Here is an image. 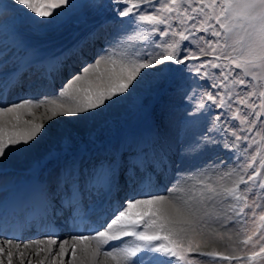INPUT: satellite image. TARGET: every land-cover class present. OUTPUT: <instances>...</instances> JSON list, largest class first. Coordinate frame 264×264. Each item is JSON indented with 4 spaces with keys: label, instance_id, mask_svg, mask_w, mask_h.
<instances>
[{
    "label": "snow or ice",
    "instance_id": "snow-or-ice-1",
    "mask_svg": "<svg viewBox=\"0 0 264 264\" xmlns=\"http://www.w3.org/2000/svg\"><path fill=\"white\" fill-rule=\"evenodd\" d=\"M129 102L0 179V264H264V0H0V163Z\"/></svg>",
    "mask_w": 264,
    "mask_h": 264
},
{
    "label": "bare ground",
    "instance_id": "bare-ground-1",
    "mask_svg": "<svg viewBox=\"0 0 264 264\" xmlns=\"http://www.w3.org/2000/svg\"><path fill=\"white\" fill-rule=\"evenodd\" d=\"M77 34H79V30L71 31L70 34L65 33L63 36H57L53 40V43L57 46H63L70 42V40ZM76 68L77 67L72 68L73 74H78L81 71L80 69L79 71L76 70ZM55 94H58V89ZM52 95L53 94H50L49 96L51 97ZM132 109L133 104L131 102L114 105L109 110H106L105 113L95 121L88 120L84 122L67 123V118H57V122L52 125L49 132L45 134L39 144L26 152L10 153L9 158L0 163V170L6 174L3 177H0V179H5L10 182L17 180L23 182L34 177L41 179L46 178L49 171L55 167V162L50 161L43 171L36 169V164L38 161H41L50 150L59 149L60 146L57 142L62 132H71L75 139L84 143H87L88 133L93 129H95L98 134L105 137L111 135L115 136L117 132L126 133L129 128L124 126L122 121L125 118V114ZM43 111L44 109H40L37 112V116L39 117L40 113Z\"/></svg>",
    "mask_w": 264,
    "mask_h": 264
},
{
    "label": "rangeland",
    "instance_id": "rangeland-1",
    "mask_svg": "<svg viewBox=\"0 0 264 264\" xmlns=\"http://www.w3.org/2000/svg\"><path fill=\"white\" fill-rule=\"evenodd\" d=\"M78 68L81 70V67L79 65H78ZM122 123H123L124 126H126V127L129 128L128 132L137 131L141 127V119H140V116L136 113V111L134 110V108L132 110L128 111L125 114V118L123 119ZM130 128H131V130H130ZM128 132H126V133H128Z\"/></svg>",
    "mask_w": 264,
    "mask_h": 264
}]
</instances>
